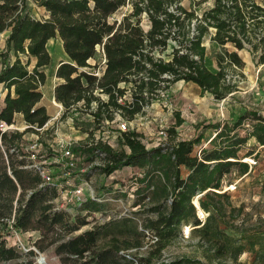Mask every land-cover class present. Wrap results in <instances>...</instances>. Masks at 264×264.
Wrapping results in <instances>:
<instances>
[{
	"label": "trees",
	"instance_id": "obj_1",
	"mask_svg": "<svg viewBox=\"0 0 264 264\" xmlns=\"http://www.w3.org/2000/svg\"><path fill=\"white\" fill-rule=\"evenodd\" d=\"M32 1L46 10L48 19L32 17L27 0H0V39L9 33L6 51L0 54V86L6 92L0 100V124L16 125L21 115L28 127L5 134L0 131V264H33V251L24 254L8 245L14 231L37 233L35 248L40 253L53 251L59 264H202L189 258L164 262L163 252L184 224L201 226L195 198L219 195L216 192L224 177L235 168L244 175L249 172L240 152L253 138L264 146V116L246 112L233 126L216 125L215 147L200 155H194L200 139L178 138L176 129L184 123L179 114L167 132L166 146L148 150L136 130L122 134L118 150L102 142L86 146L87 159L101 162L89 173L100 171L110 176L125 167L147 168L146 177L159 173L160 183L171 187L172 201L166 211L163 203L149 209L157 217L145 218L141 225L134 219H112L83 232L91 225L90 213L102 212L103 206L88 199L81 203V212L88 214L75 217L59 207L58 184H45L40 172L29 167L24 136L37 133L36 128H43L55 116L43 105L41 90L48 81L44 69L52 65L47 49L50 40L59 38L69 58L55 73L62 82L55 88L54 98L66 110L64 118L80 109L91 113L98 128L114 121L118 113L134 122L159 91H168L179 82L197 85L216 100L226 98L234 88L226 83L224 65L242 66L239 52L243 50L249 51L256 66H264V0H214V6L200 16L183 7L180 0ZM128 6L122 17H116ZM210 30L214 31L213 42L236 50H224L218 57L217 73L205 65L208 51L204 43ZM101 46L108 63L97 79L82 69L92 67L90 61ZM171 47L169 61L157 57ZM11 55L13 62L9 61ZM94 103L97 106L92 110ZM246 121L253 123L252 131L242 137L236 131ZM203 198L200 207L209 211ZM200 229L205 236L211 230L209 224ZM213 237L227 247L231 244L230 237L220 230ZM145 247L147 254L143 255Z\"/></svg>",
	"mask_w": 264,
	"mask_h": 264
},
{
	"label": "rangeland",
	"instance_id": "obj_2",
	"mask_svg": "<svg viewBox=\"0 0 264 264\" xmlns=\"http://www.w3.org/2000/svg\"><path fill=\"white\" fill-rule=\"evenodd\" d=\"M180 2L187 10L194 11L200 16L212 7L214 0ZM258 2L262 3V0ZM27 8L37 20L43 21L49 17L46 10L32 0H27ZM128 9L129 6L116 17H122ZM145 28L147 29V26ZM209 32L210 40L205 42L208 51L205 65L210 71L217 73L220 67L218 57L226 51L232 53L236 50L232 45H227L223 49L212 41L214 31ZM6 38L7 33H4L0 39V54L6 51ZM47 49L52 56V65L44 69L48 81L42 90L43 104L55 115L52 103V88L57 80L55 73L58 65L69 61V58L65 55L59 38L52 39ZM171 53L172 47L163 54H157V57L169 61ZM239 55L243 62L242 66L224 65L226 83L234 88L226 98L216 100L211 94L203 93L197 85L179 82L168 91H164L166 95L164 100L159 94L151 106L129 125L130 130H136L143 136L142 141L148 150L163 147L169 142L167 132L175 126L179 114L184 123L176 129L178 138L200 139L194 146V155H200L202 151L215 147L212 141L218 131L214 128L216 125L233 126L246 112L264 116V66H256L247 49L239 52ZM9 61H14L13 55L9 57ZM100 62L101 55L97 52L90 64L98 66ZM0 65L3 66L1 57ZM33 66L34 61L31 62L29 70H32ZM121 87L131 88L130 85ZM71 115L74 122L65 119L59 122L52 121L39 135L27 133L24 136V146L26 150H34L39 161L50 169L54 182L59 184L62 191L56 203L59 207L67 209L72 217L88 214L86 211L81 212V204L69 202L68 192L76 188L83 189L81 195L84 201L94 199L103 206L102 212L90 213L88 220L91 225L83 228L81 232L91 229L94 224H104L112 219H134L141 225L145 218L157 217L155 213L148 211L156 204L163 203L165 211L169 208L172 189L160 183L159 173H152L146 177L148 169L138 167H125L110 176L100 171L89 173L91 168L100 165L101 162H91L87 159L84 154L86 146L102 142L118 150L119 141L113 138L111 133L117 131L121 121L126 120L118 118L114 124L105 123L102 130H99L90 112L76 109ZM252 124L246 121L236 132L245 137L252 131ZM17 125L24 131L25 125L22 120L18 119ZM59 140L77 143L74 151L77 166L70 174L59 148ZM240 158L241 162L249 164V172L244 175L240 168H235L231 174L224 177L221 190L216 192L219 195L210 193L207 197L203 194L195 198L194 203L198 201L199 204V200L204 197L203 201L209 211L195 205L201 226L196 227L192 222L184 224L177 238L163 252L162 261L189 258L202 264H264V146H260L253 138L240 152ZM82 170L88 173H82ZM183 171L186 173V169ZM208 224L211 230L205 236L200 228ZM216 230L230 237V246L227 247L213 237ZM38 238L37 233L16 235L13 232L12 237H8V245L24 254L29 252L25 253L23 247L31 249L30 252L34 250L30 257L33 264H39L41 257H45L46 264H59V258L53 251L40 253L35 248L34 243ZM147 249L148 247L143 248V255L147 254Z\"/></svg>",
	"mask_w": 264,
	"mask_h": 264
},
{
	"label": "built area",
	"instance_id": "obj_3",
	"mask_svg": "<svg viewBox=\"0 0 264 264\" xmlns=\"http://www.w3.org/2000/svg\"><path fill=\"white\" fill-rule=\"evenodd\" d=\"M97 51L101 55V62H100V64L98 66H93V65L90 64L92 66L91 68H83L82 71H84V72L92 75L93 77H95L97 79H100L101 76L103 75V72L105 71L106 65L108 63V59L106 57L105 51L103 49V46L98 47ZM158 93L161 94V98L164 100V98L166 97L165 93L163 91H159ZM4 95H5V93L4 94H0V100H2L4 98ZM102 98L103 99H106V97H102ZM120 102H122V100H120ZM52 103H53L54 107L57 109V112H56L55 116L43 128H41V129H37L36 128V132L37 133H33V134L39 135L40 133L44 132L48 128L49 124L52 121L59 122V121L65 119L68 122L69 121L70 122L71 121L74 122V117H71V116H73V115H71L72 112L67 117L64 118V115L66 113V110L64 109V107L61 104L57 103L56 100H55V98H53ZM79 106L81 107L82 106V103ZM96 106H97L96 103H94L92 105V110H94L96 108ZM75 110L76 109H74L73 112ZM118 118H123V117L118 113V114H116V118H115L114 121H112V122L107 121L105 123H111V124L113 123L114 124ZM105 123H103L99 127V130L101 128H103V126H104ZM131 124H133V122L121 121L118 124L117 131L111 133V136L113 138L118 139V141H119V139L121 138V136H122L123 133L128 132V131H131L130 130V127H129V125H131ZM27 128H28L27 126H24V128H23L24 131ZM0 131L2 132V134H5V133H10V132L22 131V130H21V128H18V125L17 124L16 125H10L9 126L7 124L1 123L0 124ZM0 147H2V137H0ZM33 147H35V146H33ZM59 148H60V150H61V152L63 154V157L66 160V166H67L68 171H69L68 174H70V172L71 171H74V169L77 166V162H76L77 159H76L75 154H74V151L77 148V143L76 142H72V141H67V140H59ZM26 151L30 153L31 165L29 167L35 168V169H37L40 172L41 177H42L44 183L45 184H57V183L54 182V177L50 173V169L47 166H45L41 161H39L36 152L34 150H31V149L26 150ZM81 172L82 173H85V174L87 173L86 170H82ZM58 187H59V192H60V197H61L62 191H61V187L59 186V184H58ZM82 191H83L82 188H76L73 191H69L68 192L69 195H70L69 202L81 204L84 201L82 199L83 196L81 195ZM14 233L16 235H18L17 232L14 231ZM22 249L24 250L25 253H28V252L31 251V249L27 250L25 247H23Z\"/></svg>",
	"mask_w": 264,
	"mask_h": 264
},
{
	"label": "crops",
	"instance_id": "obj_4",
	"mask_svg": "<svg viewBox=\"0 0 264 264\" xmlns=\"http://www.w3.org/2000/svg\"><path fill=\"white\" fill-rule=\"evenodd\" d=\"M214 6V3L212 4V7ZM211 7V8H212ZM8 36H9V33H7V38H8ZM6 38V39H7ZM210 38V37H209ZM208 37L205 39V42H208L210 39H209ZM51 41V40H50ZM49 41V42H50ZM48 42V43H49ZM211 42V41H210ZM63 44V43H62ZM204 45H205V43H204ZM207 47V46H206ZM64 48V47H63ZM65 55H66V53H65ZM67 56V55H66ZM68 57V56H67ZM34 64H35V62H34ZM60 65H58V67H59ZM58 67H57V69H58ZM1 70H2V65H0V72H1ZM62 82V80H60V79H58L57 78V80H56V82H55V84H54V86H53V88H52V99L55 97V88L57 87V85L59 84V83H61ZM194 85V84H193ZM46 86V85H45ZM45 86H43L42 87V89L41 90H43V88H45ZM5 93V95H6V92H5V89H4V87L3 86H1L0 87V94H4ZM43 93V92H42ZM5 95H4V97H5ZM43 100H44V93H43ZM44 105V104H43ZM49 110V109H48ZM49 112L51 113V111L49 110ZM17 118L18 119H20V120H22V122H23V118H22V116L21 115H18L17 116Z\"/></svg>",
	"mask_w": 264,
	"mask_h": 264
},
{
	"label": "bare ground",
	"instance_id": "obj_5",
	"mask_svg": "<svg viewBox=\"0 0 264 264\" xmlns=\"http://www.w3.org/2000/svg\"><path fill=\"white\" fill-rule=\"evenodd\" d=\"M195 205H196L198 208H199V206H200V205L198 204V201H195ZM202 213H203V212H202ZM186 230H187V232H188V231H189V228L187 227ZM42 261H43V258L40 259V262H42Z\"/></svg>",
	"mask_w": 264,
	"mask_h": 264
},
{
	"label": "water",
	"instance_id": "obj_6",
	"mask_svg": "<svg viewBox=\"0 0 264 264\" xmlns=\"http://www.w3.org/2000/svg\"><path fill=\"white\" fill-rule=\"evenodd\" d=\"M32 251H34V250H32ZM41 258H43V261H42V262L39 261V264H46V259H45V257H41Z\"/></svg>",
	"mask_w": 264,
	"mask_h": 264
}]
</instances>
